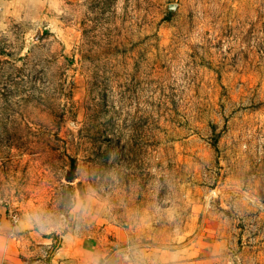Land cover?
Masks as SVG:
<instances>
[{
    "label": "rangeland",
    "instance_id": "374dc122",
    "mask_svg": "<svg viewBox=\"0 0 264 264\" xmlns=\"http://www.w3.org/2000/svg\"><path fill=\"white\" fill-rule=\"evenodd\" d=\"M0 204L126 264H264V0H0Z\"/></svg>",
    "mask_w": 264,
    "mask_h": 264
},
{
    "label": "crops",
    "instance_id": "0c3cea01",
    "mask_svg": "<svg viewBox=\"0 0 264 264\" xmlns=\"http://www.w3.org/2000/svg\"><path fill=\"white\" fill-rule=\"evenodd\" d=\"M16 213L13 225L9 211L0 204V264H126L114 239L88 236L72 228L48 233L31 216ZM206 262L183 259L162 264Z\"/></svg>",
    "mask_w": 264,
    "mask_h": 264
},
{
    "label": "built area",
    "instance_id": "2783aa9c",
    "mask_svg": "<svg viewBox=\"0 0 264 264\" xmlns=\"http://www.w3.org/2000/svg\"><path fill=\"white\" fill-rule=\"evenodd\" d=\"M9 219L11 220L12 224L15 225L18 220V214L15 211L9 212Z\"/></svg>",
    "mask_w": 264,
    "mask_h": 264
}]
</instances>
